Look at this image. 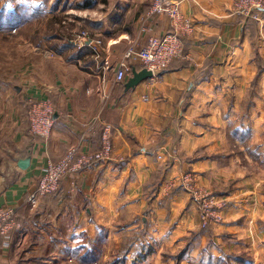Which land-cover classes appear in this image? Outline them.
<instances>
[{"label": "crops", "instance_id": "crops-1", "mask_svg": "<svg viewBox=\"0 0 264 264\" xmlns=\"http://www.w3.org/2000/svg\"><path fill=\"white\" fill-rule=\"evenodd\" d=\"M56 1L14 0V21L0 19L2 35L14 37L31 60L11 72L14 84L0 86V122L10 124L12 146L11 171L0 162V208L16 210L19 224L9 245L0 238V264H77L95 254L103 260L98 264H106L126 235L138 241L123 248L125 262L113 264H152L161 245L174 240L180 248L182 235L192 231L182 223L166 228L176 214L193 210L179 189L183 173L202 188L232 186L233 202L248 193L251 201L258 199L248 154L257 144L261 148L264 134V22L238 13V0H178L194 25L183 54L158 78L126 90L132 74L117 83L116 69L151 35L171 32L169 17L149 15L153 0H76L78 10L93 14L68 27L56 7L65 0ZM82 29L103 41L97 53L73 45ZM130 64L143 69L140 60ZM30 98L55 108L49 139L30 132ZM105 131L111 156L72 172L32 209L28 197L47 163L73 146L83 154L101 151ZM174 152L175 161L168 158ZM26 159L30 165L23 170L19 162ZM246 215L247 223L254 214Z\"/></svg>", "mask_w": 264, "mask_h": 264}, {"label": "rangeland", "instance_id": "rangeland-1", "mask_svg": "<svg viewBox=\"0 0 264 264\" xmlns=\"http://www.w3.org/2000/svg\"><path fill=\"white\" fill-rule=\"evenodd\" d=\"M13 1L0 0V13L1 15L3 14L0 16V19L2 21H5L6 13H11L16 8V3L13 4ZM77 6L76 0L69 2L65 0V3L61 4V7L59 6L60 9L56 5L58 12L65 14L63 19L68 18L66 20L68 27H71L74 24L73 22H76V19L78 20V18L82 17L87 20L88 13L91 12L93 14V10H78ZM82 32L90 34L88 30L82 29L77 31L73 38ZM13 33H15L14 30ZM2 34L4 33L0 31V86L8 88L16 82L12 78L11 72L22 66L29 67L31 60L29 58L30 53L20 52L24 46H21L14 37L10 35L6 37L7 35L3 36ZM22 37L25 38L24 34ZM0 99H3L2 91L0 92ZM10 134V124L0 122V162H7L6 170L9 172L12 169L9 165L10 156L7 154L12 148L10 145L11 141L8 139ZM260 143L261 148L257 144L256 147H252V150L257 151H252L248 154L250 163L255 165L254 169L257 172L256 186L260 187L258 192L259 197L255 201L250 200L249 197H251L250 194L252 193H248L244 199L233 202L232 200L234 199L229 196L233 191L232 186L224 187L220 185L216 186V190L202 188L194 184V180L190 174L183 173L179 180L181 184V188L179 189L183 190L189 197L193 210L189 213L186 209L183 210L182 215L180 213L176 214L175 223L172 222L166 228L172 229L175 227L174 225L182 223L185 228L192 231L188 235H182L181 241L183 243L181 244L183 246L180 248H178V242L174 244V240L170 245L167 244L165 248H162L161 245L160 251L154 254L155 258L158 259L152 264H156L158 261H160L159 264H181L182 262L183 264H264V134ZM175 153L168 156V158L175 161L178 157ZM248 168L250 169L251 167ZM168 192L170 191L168 190ZM261 206L263 208L257 210ZM260 210H262V213ZM230 212L236 214V219H231L233 215ZM246 213L254 214L253 218L247 223L246 218L248 216ZM230 214L231 218H229ZM168 220L170 223V219ZM231 223H234V225L226 229L225 227H228L226 225ZM240 228L243 231L239 235L236 232H239L237 230H240ZM168 230H166L167 235ZM216 230L217 234H215ZM183 234H185V231ZM137 239L138 237L135 235L123 236L119 242L122 244V250L114 255L113 259L106 264L119 263L123 260L125 262L128 254L126 256V250L123 248L131 242L138 241ZM85 259L79 261L77 264H98L101 261L103 262L99 257L95 260L87 259L85 261ZM70 263H74L73 259H70Z\"/></svg>", "mask_w": 264, "mask_h": 264}, {"label": "built area", "instance_id": "built-area-1", "mask_svg": "<svg viewBox=\"0 0 264 264\" xmlns=\"http://www.w3.org/2000/svg\"><path fill=\"white\" fill-rule=\"evenodd\" d=\"M236 10L247 18L264 22V0H238ZM149 15L168 16L171 32L163 35L153 34L147 39L146 44L140 51L130 50L126 55V62L121 63L116 69L115 80L117 83H124L131 76L132 66L130 60H140L143 69L146 68L153 72V78L149 80L158 78L162 71L183 54L184 41L194 32V25L191 20L183 15L181 3L178 0H153ZM72 43L79 49L89 45L96 53L98 47L103 46V41L100 38L93 39L87 32L80 33L72 40ZM29 102L28 122L31 134L49 139L56 125L54 106L49 100L30 98ZM112 151L110 134L105 131L101 151L93 154H83L80 153L77 146H73L61 160L48 162L37 189L28 197L31 208H38L44 198L50 197L59 191L64 179L72 172L90 167L94 160H107ZM15 229H19L16 210L0 208V236L3 237L6 245H9L12 232Z\"/></svg>", "mask_w": 264, "mask_h": 264}, {"label": "water", "instance_id": "water-1", "mask_svg": "<svg viewBox=\"0 0 264 264\" xmlns=\"http://www.w3.org/2000/svg\"><path fill=\"white\" fill-rule=\"evenodd\" d=\"M153 78V72L149 71L148 69L144 68L141 71H138L136 68L132 70V76L129 78L127 83L125 84L126 90H133L136 89L138 85ZM56 118V115H55ZM30 160H21L19 162V167L23 170L29 168Z\"/></svg>", "mask_w": 264, "mask_h": 264}, {"label": "trees", "instance_id": "trees-1", "mask_svg": "<svg viewBox=\"0 0 264 264\" xmlns=\"http://www.w3.org/2000/svg\"><path fill=\"white\" fill-rule=\"evenodd\" d=\"M3 13H4V12H3ZM2 15H3V14H2ZM2 15H1V13H0V16H2ZM5 18H8V19L14 21V19L16 18V16H15L14 14H12V13H6ZM0 238L3 239L2 236H0ZM98 257H99V254H95V255H93L92 257H90L89 259H91V260H95V259H97Z\"/></svg>", "mask_w": 264, "mask_h": 264}]
</instances>
